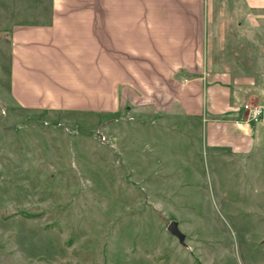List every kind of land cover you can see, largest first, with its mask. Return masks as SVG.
<instances>
[{
  "label": "rangeland",
  "instance_id": "374dc122",
  "mask_svg": "<svg viewBox=\"0 0 264 264\" xmlns=\"http://www.w3.org/2000/svg\"><path fill=\"white\" fill-rule=\"evenodd\" d=\"M6 73L0 264H264L262 165L213 160L179 116L26 110Z\"/></svg>",
  "mask_w": 264,
  "mask_h": 264
},
{
  "label": "crops",
  "instance_id": "0c3cea01",
  "mask_svg": "<svg viewBox=\"0 0 264 264\" xmlns=\"http://www.w3.org/2000/svg\"><path fill=\"white\" fill-rule=\"evenodd\" d=\"M0 49L26 110L179 116L213 160L264 167L243 109L264 102V0H0Z\"/></svg>",
  "mask_w": 264,
  "mask_h": 264
},
{
  "label": "built area",
  "instance_id": "2783aa9c",
  "mask_svg": "<svg viewBox=\"0 0 264 264\" xmlns=\"http://www.w3.org/2000/svg\"><path fill=\"white\" fill-rule=\"evenodd\" d=\"M243 109L246 111L245 123L247 125L260 123L264 119V104L250 101L243 105Z\"/></svg>",
  "mask_w": 264,
  "mask_h": 264
},
{
  "label": "water",
  "instance_id": "95a60500",
  "mask_svg": "<svg viewBox=\"0 0 264 264\" xmlns=\"http://www.w3.org/2000/svg\"><path fill=\"white\" fill-rule=\"evenodd\" d=\"M168 230L179 239L180 243L185 242V234L180 229L178 221L172 220L168 225Z\"/></svg>",
  "mask_w": 264,
  "mask_h": 264
}]
</instances>
